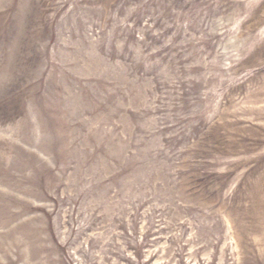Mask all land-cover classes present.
<instances>
[{"label": "rangeland", "instance_id": "rangeland-1", "mask_svg": "<svg viewBox=\"0 0 264 264\" xmlns=\"http://www.w3.org/2000/svg\"><path fill=\"white\" fill-rule=\"evenodd\" d=\"M0 264H264V0H0Z\"/></svg>", "mask_w": 264, "mask_h": 264}]
</instances>
